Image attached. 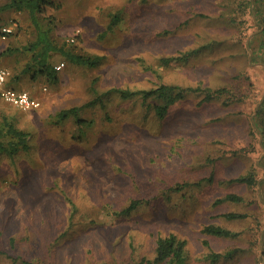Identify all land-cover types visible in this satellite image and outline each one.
<instances>
[{
    "label": "rangeland",
    "instance_id": "374dc122",
    "mask_svg": "<svg viewBox=\"0 0 264 264\" xmlns=\"http://www.w3.org/2000/svg\"><path fill=\"white\" fill-rule=\"evenodd\" d=\"M51 1L59 7L40 15L51 40L103 61L89 68L55 53L54 67L65 64L56 79H34L35 71L24 73L33 55L24 48L37 39L28 13L0 15V22L19 27L0 46V66L11 71L12 88L41 102L23 112L0 100V127L8 117L30 133L27 152L0 154V264H154L157 238L170 234L187 241V264H264V35L254 6L248 0ZM114 16L119 22L109 30ZM204 46L187 63L160 61ZM161 84L228 92L211 102L188 93L163 119L153 101L102 97ZM227 93L234 102L225 104ZM93 101L80 114L91 125L73 118L59 123L60 112ZM251 170L257 190L230 182ZM208 178L213 181L193 185ZM181 184L192 187L174 192ZM231 193L244 203L214 206ZM133 199L149 204L115 219L112 211ZM231 212L247 218H224ZM210 224L239 236L204 234ZM212 254L231 257L214 261Z\"/></svg>",
    "mask_w": 264,
    "mask_h": 264
},
{
    "label": "trees",
    "instance_id": "16d2710c",
    "mask_svg": "<svg viewBox=\"0 0 264 264\" xmlns=\"http://www.w3.org/2000/svg\"><path fill=\"white\" fill-rule=\"evenodd\" d=\"M242 5V4H241ZM246 5L250 7L254 6L255 12L262 21V33L264 35V0H248ZM56 6L51 0H10L5 4L0 5V15L9 12H26L28 13L30 20L37 31V39L35 42L30 43L25 46V50L32 52L31 62L28 67L24 70V73H30L35 71L33 78L35 79L38 75L45 76L51 79H56L57 71L52 64L53 55L55 53L62 54L69 63L78 66H84L89 68L98 67L102 61L103 57L100 56H82L79 54H74L70 51H66L62 47H58L50 38L49 31L44 29L40 23V15H42L47 7ZM243 6V5H242ZM59 6L57 5L56 8ZM119 22V17L114 16L109 26V30H112ZM6 23V22H2ZM12 23V22H9ZM13 36L17 34V31ZM12 36V37H13ZM207 46L200 47L196 50L188 51L181 53L178 56L162 58L160 61L162 65L169 66L172 63H187L194 57H196L203 49H206ZM17 51V50H16ZM12 50H10V53ZM3 53V52H2ZM228 92L226 89H212L204 88L202 86L197 87H181L177 85H168L161 84L160 86L145 90V89H113L104 93L102 97L107 96L110 93L118 94L122 100L130 99H142L144 103L148 101H153L152 107L155 110L156 115L163 119L167 114L169 109L175 105L178 101L182 100L188 93L198 94L203 96L202 101L211 102L217 99L223 98ZM230 96L225 100V104L234 102L231 93H227ZM101 97V99H102ZM231 99V100H230ZM95 104V101L83 105L81 107H73L67 110L60 112L57 116L59 123L67 119L73 118L78 126H88L91 125V122H88L85 119H82L80 114L84 108L90 107ZM264 114V110H260L259 114ZM264 116V115H260ZM264 127V117L261 122ZM30 133L20 130L16 127L12 120H9L8 117L3 118V125L0 127V154L7 155L11 158L18 155L20 152H27L30 148ZM241 152H247L246 149L240 150ZM212 178L207 180H200L199 182L193 184L195 186H201L204 182H212ZM231 183H237L246 186L248 189L257 190L259 187V178L255 170H251L247 175H242L230 180ZM262 182L260 185H263ZM192 187L191 184H181L176 185L173 188L174 192L183 191L185 188ZM244 198L240 195L231 193L226 196L219 198L215 201L214 206L221 205L223 203H244ZM148 200L145 199H133L126 206L122 207L120 210H113L112 214L115 219L128 218L135 212L137 209L144 205H148ZM224 218L236 221L244 220L247 218L246 214L241 213H226L223 214ZM203 233L209 236L218 237V238H236L239 236V233L233 232L229 229H226L221 226L210 224L203 229ZM186 247L187 241L178 237L175 234H170L168 236L162 237L159 236L156 241V253L153 260L154 264H187L186 256ZM3 254V251L0 247V256ZM214 261L220 258H229L231 255H221V254H212L209 256ZM18 260H13L12 264H16ZM146 259L141 261L139 264H145ZM23 264H35L28 261H23Z\"/></svg>",
    "mask_w": 264,
    "mask_h": 264
},
{
    "label": "built area",
    "instance_id": "2783aa9c",
    "mask_svg": "<svg viewBox=\"0 0 264 264\" xmlns=\"http://www.w3.org/2000/svg\"><path fill=\"white\" fill-rule=\"evenodd\" d=\"M17 23H2L0 22V44L9 40L17 30ZM75 40L73 39L72 42ZM65 67V64L55 66V70L60 72ZM12 81V73L8 68L0 66V100L14 108L30 112L37 110L41 107V102L33 97L27 91H20L10 86Z\"/></svg>",
    "mask_w": 264,
    "mask_h": 264
},
{
    "label": "crops",
    "instance_id": "0c3cea01",
    "mask_svg": "<svg viewBox=\"0 0 264 264\" xmlns=\"http://www.w3.org/2000/svg\"><path fill=\"white\" fill-rule=\"evenodd\" d=\"M11 38H12V37H11ZM11 38H10L9 40H7V41L3 42L2 44H0V46H1V45H3V44L9 43V42H10V40H11ZM12 81H13V78H12Z\"/></svg>",
    "mask_w": 264,
    "mask_h": 264
}]
</instances>
